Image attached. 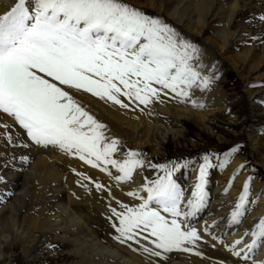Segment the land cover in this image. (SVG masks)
Returning a JSON list of instances; mask_svg holds the SVG:
<instances>
[{
  "label": "bare ground",
  "instance_id": "6f19581e",
  "mask_svg": "<svg viewBox=\"0 0 264 264\" xmlns=\"http://www.w3.org/2000/svg\"><path fill=\"white\" fill-rule=\"evenodd\" d=\"M16 2L0 0V14L10 10ZM124 2L150 17L161 19L180 37L198 47L199 62L205 66V74L214 77L206 90L192 94V99L204 106H193L191 100L182 102L170 94L147 107L130 104L122 108L82 90H70L74 99L106 126L104 132L109 141H120L113 159L122 161L125 153L132 150L145 160V166L134 171L132 180L122 182L114 178L119 173L110 165L108 172L101 171L58 147L35 145L6 114L0 116L13 124L14 139V143H9L0 138V176L3 177L0 183V264L8 263L6 250L16 243L28 258L43 249L42 252L52 255L48 245H58L65 250L64 254L74 258L71 264H264V248L254 250L249 260L244 261L234 256L228 247L242 238L250 243L245 233L257 230L256 225L264 219V179L248 168L246 159L237 152L228 158L225 167L209 170L203 207L194 215L182 214L178 218L185 227L194 228L202 235L196 245L186 246L189 251L155 249L161 251V256L150 255L144 248L154 249L151 242L154 238L141 237L139 243L121 242L112 227L113 221L108 219L110 204L119 210L117 200L130 207L143 202L127 193L136 192L156 179L148 165L163 158L168 141L186 139L191 125L201 132L215 133L217 127L212 123L221 117L227 121L237 118L233 107L238 102L231 100L226 90L225 67L243 79L248 66L254 67L256 78L264 82V20L261 19L264 0ZM244 92L252 113L256 103L264 109V93L255 98L247 85ZM245 132L252 152L257 153L262 144L257 127L250 124ZM201 157L195 161L201 162ZM223 159L219 156L213 162L219 164ZM78 173L89 179H83ZM173 179L184 192L181 211L187 213L190 211L187 200L192 198L198 182V165L194 168L190 163L189 167L174 172ZM249 180L252 202L240 222L234 223L231 213L244 183ZM97 182L104 185L103 190L95 188ZM139 197L146 198L147 193L140 191ZM161 214L172 218L168 213Z\"/></svg>",
  "mask_w": 264,
  "mask_h": 264
},
{
  "label": "snow or ice",
  "instance_id": "6c2138e0",
  "mask_svg": "<svg viewBox=\"0 0 264 264\" xmlns=\"http://www.w3.org/2000/svg\"><path fill=\"white\" fill-rule=\"evenodd\" d=\"M213 79L205 74L196 45L161 19L124 0H17L0 14V116L6 114L35 145L58 147L101 171L108 172L110 165L119 173L114 177L117 182L132 180L145 160L132 150L122 161L113 159L120 141H109L106 126L90 115L70 90H82L122 108L130 104L147 107L170 94L203 107L192 94L206 90ZM12 128L13 124L0 119V138L14 143ZM236 151L234 147L224 153L219 164L213 163L212 154L203 155L201 162H191L194 168L198 165V182L187 200V213L181 211L184 192L173 174L189 167V162L148 165L163 175L127 193L143 202L130 207L117 200L119 210L109 205L108 219L119 234L117 239L139 243L141 237H152L154 249L145 247L144 251L157 257L161 251L155 249L189 251L186 246L196 245L202 235L178 218L194 215L203 207L209 170L225 167ZM95 188L103 190L104 185L97 182ZM140 191L147 197H139ZM250 195L249 180L231 213L234 223L240 222L252 202ZM256 229L245 233L250 243L242 238L228 246L234 256L248 261L254 250L264 248V219Z\"/></svg>",
  "mask_w": 264,
  "mask_h": 264
},
{
  "label": "rangeland",
  "instance_id": "374dc122",
  "mask_svg": "<svg viewBox=\"0 0 264 264\" xmlns=\"http://www.w3.org/2000/svg\"><path fill=\"white\" fill-rule=\"evenodd\" d=\"M253 68L254 67L248 66L245 70V77L243 79L231 68L228 69L225 67V69H227L225 70L226 90L231 100L238 102V104L233 107L237 118L227 121L226 118L221 117L220 120L212 123L217 127V132L215 133L208 130L201 132L191 125L189 128L190 130L187 132L186 139L168 141L163 158L156 159L155 164H169V166H171V162L181 164L189 162L190 164L192 161H195L198 157L205 154H212L215 156L213 160L215 161L219 156L224 157V153L237 147L238 151L236 152L246 159L248 168L253 169L252 171H255L257 176H261L264 179V109L260 106V103H256L255 111L252 113L250 102L244 92V87L247 85L250 86L255 98H259V94L261 95L264 93V82L256 78V69ZM258 74L260 73L258 72ZM250 124H255L257 127L259 138L262 143L257 153L252 152L250 140L245 132ZM150 171H152L151 173L155 176L163 173L159 169L153 168H151ZM53 245L49 244V248H47L52 250L54 255H50L47 251L42 252L43 249L37 252L35 257L28 258L24 256L20 245L16 243L14 247L11 246L6 250V254H8L7 264H71L74 261L73 257L70 258L64 254L66 252L62 247L55 244Z\"/></svg>",
  "mask_w": 264,
  "mask_h": 264
}]
</instances>
